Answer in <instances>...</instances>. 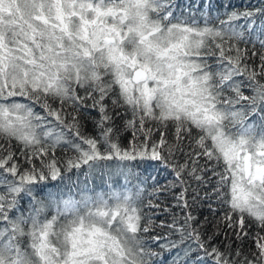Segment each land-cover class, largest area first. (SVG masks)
I'll list each match as a JSON object with an SVG mask.
<instances>
[{
	"label": "snow or ice",
	"instance_id": "1",
	"mask_svg": "<svg viewBox=\"0 0 264 264\" xmlns=\"http://www.w3.org/2000/svg\"><path fill=\"white\" fill-rule=\"evenodd\" d=\"M0 264H264V0H0Z\"/></svg>",
	"mask_w": 264,
	"mask_h": 264
},
{
	"label": "trees",
	"instance_id": "2",
	"mask_svg": "<svg viewBox=\"0 0 264 264\" xmlns=\"http://www.w3.org/2000/svg\"><path fill=\"white\" fill-rule=\"evenodd\" d=\"M226 2L232 4L235 8V10L237 11H243L245 9H247L250 5H254L257 4V0H226ZM179 5L181 6V8H185L187 9V6L191 5L193 6V8L201 3V0H178ZM185 14H188L187 11L185 12ZM197 15H199V13H197ZM237 23L242 24L243 21H238ZM244 45H241V47H243ZM249 48H251V45H248ZM213 63H215L213 61ZM245 94H250V90L249 89H245ZM39 111V109H37ZM90 112V117L87 121V131L89 133H93L94 129H93V118L95 119H99V113L96 110H92L89 109ZM117 123H120L119 120H117ZM131 141V132L125 133L122 136V146L123 147H128ZM59 155H63L62 153H58ZM145 170L146 173H151L152 175H156L157 179L159 181V184L163 185V184H167L168 181L172 180L173 177L171 175H169L167 172L161 170L159 173L155 172L154 169L152 167H150L148 164H145L142 166ZM87 168L85 167L84 170L82 172H77L75 169L66 174V177H70L69 179H65V181L60 182V181H50L49 185H48V190L52 191V192H57L58 188L57 185H59L61 188H63L64 192H68V189L71 188H75L77 189V193L83 189L85 184H88V186L90 188H94L95 190H100L103 185L101 183V173L99 171L93 173L89 178H85L84 176V172H87ZM139 171V169L137 170ZM89 180H91V183H89ZM78 182V183H77ZM113 182L116 185L122 184L123 180L119 177V176H115L113 178ZM133 183H135V181H133ZM151 181L149 182V186H148V190L144 193V197H145V202L147 201V199L149 198V192H151ZM175 191H179V189H176ZM191 196V191L189 193V197ZM77 198H79V195H77ZM155 202L160 204V208L159 209H155L154 211L157 213L155 216H153V220L155 221L156 225H159L161 222L164 223H171L172 219H173V214L179 216L181 214V210L179 208L174 207L175 204V199L172 195H170L167 192H162L158 194V198H155ZM167 207L169 209L168 212L164 211V208ZM147 211V210H146ZM194 214L198 216V218L200 220L204 219V216L209 215V210L207 208V206L205 205L203 208H199L198 210H194ZM170 230L167 228H160V227H156L155 230L150 233V235H166L169 234ZM177 236H171V239H177ZM221 239L218 237V240ZM164 241H161V243H163ZM153 247H156V245H153ZM159 250V249H157ZM164 257L166 260L171 259V257L168 256V253L165 252L164 253Z\"/></svg>",
	"mask_w": 264,
	"mask_h": 264
}]
</instances>
